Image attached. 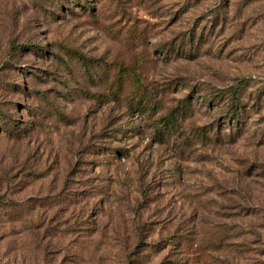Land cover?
Segmentation results:
<instances>
[{"label":"rangeland","instance_id":"1","mask_svg":"<svg viewBox=\"0 0 264 264\" xmlns=\"http://www.w3.org/2000/svg\"><path fill=\"white\" fill-rule=\"evenodd\" d=\"M0 264H264V0H0Z\"/></svg>","mask_w":264,"mask_h":264},{"label":"trees","instance_id":"2","mask_svg":"<svg viewBox=\"0 0 264 264\" xmlns=\"http://www.w3.org/2000/svg\"><path fill=\"white\" fill-rule=\"evenodd\" d=\"M233 94H235V95H236V94H237V90H235ZM166 119H167V118H162V120H163L164 122H166V121H167ZM166 124H168V122H166Z\"/></svg>","mask_w":264,"mask_h":264}]
</instances>
